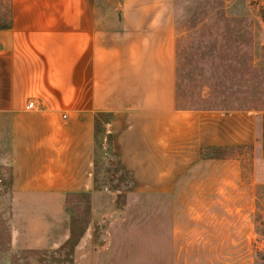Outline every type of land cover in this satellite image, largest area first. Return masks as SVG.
I'll return each instance as SVG.
<instances>
[{"label": "crops", "instance_id": "crops-1", "mask_svg": "<svg viewBox=\"0 0 264 264\" xmlns=\"http://www.w3.org/2000/svg\"><path fill=\"white\" fill-rule=\"evenodd\" d=\"M174 4L10 0L11 26L0 29V167L11 173L12 250L63 245L70 195L90 198L77 247L114 208L115 195L95 189L98 114L112 116L105 144L134 184L158 169L170 133L189 127L193 113L176 108Z\"/></svg>", "mask_w": 264, "mask_h": 264}, {"label": "rangeland", "instance_id": "rangeland-1", "mask_svg": "<svg viewBox=\"0 0 264 264\" xmlns=\"http://www.w3.org/2000/svg\"><path fill=\"white\" fill-rule=\"evenodd\" d=\"M7 6L0 0V24ZM174 7L176 108L193 113L189 127L170 133L158 169L137 184L97 135L95 189L120 195L119 208L73 249L10 248L0 169V264H264V0ZM66 209L77 231L90 225L82 198Z\"/></svg>", "mask_w": 264, "mask_h": 264}, {"label": "trees", "instance_id": "trees-1", "mask_svg": "<svg viewBox=\"0 0 264 264\" xmlns=\"http://www.w3.org/2000/svg\"><path fill=\"white\" fill-rule=\"evenodd\" d=\"M6 11H7V14H6L7 18H6V21H4V22H2L0 24V29H8L11 26L10 0H8V6H7V10ZM101 118H102V120H101ZM111 118H112V116L110 114H98L96 116L95 122H94L96 142H97V135L99 133H101V132L102 133L105 132L104 126L111 121ZM105 139H106V142L109 143L110 140H111L110 135H106ZM118 165L120 166V163L119 162H118ZM0 169L1 170L2 169H5L7 171V173H8V185H7L8 191H7V195L10 196V187H11V173H10V170L7 169V168H3V167H0ZM119 196L115 200V205H116L117 208H119V204L117 202V200L120 198ZM70 197H79V198H82L83 201H84V203L87 206V213L89 215V213H90V198H89V196L87 194H76V195H70V196L66 197V205H67V200ZM87 225L88 224H86L85 227ZM85 227L82 228V229H79L77 231L76 230V227L74 225V222L72 220V217H70L69 238L67 239V241L64 243L63 246H69V247H72V249H73L78 244V242L81 239V237L83 236L84 231L86 229ZM96 229H97V226H95L94 237H95ZM63 246H61L60 248H63ZM31 251H35V250H31Z\"/></svg>", "mask_w": 264, "mask_h": 264}, {"label": "built area", "instance_id": "built-area-1", "mask_svg": "<svg viewBox=\"0 0 264 264\" xmlns=\"http://www.w3.org/2000/svg\"><path fill=\"white\" fill-rule=\"evenodd\" d=\"M32 107H33V104L30 103L26 108H27V109H30V108H32Z\"/></svg>", "mask_w": 264, "mask_h": 264}]
</instances>
